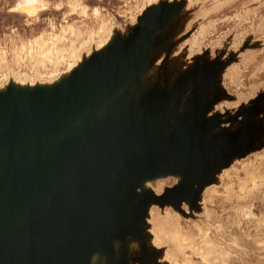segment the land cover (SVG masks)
Returning a JSON list of instances; mask_svg holds the SVG:
<instances>
[{
  "label": "rangeland",
  "instance_id": "obj_1",
  "mask_svg": "<svg viewBox=\"0 0 264 264\" xmlns=\"http://www.w3.org/2000/svg\"><path fill=\"white\" fill-rule=\"evenodd\" d=\"M19 1L0 264H264V0Z\"/></svg>",
  "mask_w": 264,
  "mask_h": 264
},
{
  "label": "bare ground",
  "instance_id": "obj_2",
  "mask_svg": "<svg viewBox=\"0 0 264 264\" xmlns=\"http://www.w3.org/2000/svg\"><path fill=\"white\" fill-rule=\"evenodd\" d=\"M20 3L18 4L19 6L21 5V6H23L24 8H25V11L27 10V11H29V12H33V13H37V10L38 9H40L41 7H44V2H43V0H20L19 1ZM46 5V4H45ZM40 8H39V7ZM46 7V6H45ZM44 7V8H45ZM22 8V7H21ZM156 8H158V7H156ZM36 10V11H35ZM28 12V13H29ZM150 12V11H149ZM151 14H152V12H150ZM165 13H166V9H164V8H162V9H159V10H154V12H153V14H152V18H153V21H154V23L153 24H155L156 26L158 25V24H160L162 21H163V19H164V16H165ZM148 18H149V16H148ZM144 22V21H143ZM142 25H143V23H142ZM144 26V25H143ZM142 26V27H143ZM153 26V25H152ZM113 32V31H112ZM115 32V31H114ZM111 37H113V35L111 36ZM112 40V39H111ZM132 47H133V45H132ZM53 51V50H52ZM128 51H130V50H128ZM43 52H44V50H43ZM51 51H49L48 53H50ZM42 53V52H41ZM45 53V52H44ZM128 53V52H127ZM129 54H130V52H129ZM128 54V55H129ZM48 55V54H47ZM50 55V54H49ZM48 55V56H49ZM103 66V65H102ZM104 67V66H103ZM98 68V67H97ZM95 72V71H94ZM97 74V73H96ZM99 76V75H98ZM95 78V77H94ZM9 99V98H8ZM3 101H5V100H3ZM5 106V105H4ZM2 114H4V113H2ZM247 212H249V211H247ZM250 214V213H249ZM207 232V231H206ZM209 238V237H208ZM176 239V238H175ZM209 241V240H208ZM207 242V241H206ZM205 242V243H206ZM208 245H210L209 243H208ZM215 245V244H214ZM213 245V246H214ZM211 247V246H210ZM216 248V247H215ZM222 248V247H221ZM210 249V248H209ZM212 250H214L213 248H212ZM216 250V249H215ZM218 250V249H217ZM215 251V253H220V251ZM222 250V249H221ZM223 253V252H222ZM207 254H209V252L207 253ZM225 254H226V252H225ZM210 255V254H209ZM220 255V254H219ZM211 256V255H210ZM209 256V257H210ZM218 256V255H217ZM222 255H220L219 257H221ZM223 256H225L224 255V253H223ZM215 258V257H214ZM217 258V257H216ZM210 259V261H211V258H209ZM224 259V258H223ZM212 261H215V260H213L212 259ZM224 262V261H223ZM222 264H226V263H222Z\"/></svg>",
  "mask_w": 264,
  "mask_h": 264
}]
</instances>
